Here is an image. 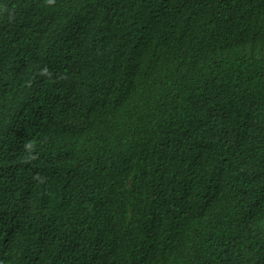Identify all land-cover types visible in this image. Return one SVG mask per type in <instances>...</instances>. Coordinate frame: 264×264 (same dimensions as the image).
<instances>
[{
  "label": "trees",
  "instance_id": "obj_1",
  "mask_svg": "<svg viewBox=\"0 0 264 264\" xmlns=\"http://www.w3.org/2000/svg\"><path fill=\"white\" fill-rule=\"evenodd\" d=\"M142 1L0 0V264H264V0Z\"/></svg>",
  "mask_w": 264,
  "mask_h": 264
},
{
  "label": "clouds",
  "instance_id": "obj_2",
  "mask_svg": "<svg viewBox=\"0 0 264 264\" xmlns=\"http://www.w3.org/2000/svg\"><path fill=\"white\" fill-rule=\"evenodd\" d=\"M212 1H215V0H212ZM217 2H214L213 3V7H214V15L217 16V17H220L221 19H224L226 18V16H220L218 14V12L216 11L215 9V5H216ZM144 4V0L142 1V4L138 6V8L133 12L132 14V17H131V20H132V24H137V21L138 19L147 14L148 11L146 8H142V5ZM118 22V21H117ZM122 22V26H124ZM116 25H119V24H114V25H111V27H116ZM110 27V28H111ZM117 28V27H116ZM134 32V30H133ZM132 32V34H133ZM158 33L160 34H163L162 31L158 28L157 31ZM250 37H254L256 38L255 36H250ZM158 38L155 37V38H150V40L152 41H155L157 40ZM248 41V37L247 35L244 33L243 29H234V31L232 32V34L226 38V42L228 44H230L233 48H235L236 50H238V54L245 60V62L249 59H258L260 57H264V44H258L256 47H255V51H253L251 54H249L246 50V42ZM245 62H241L242 64H244Z\"/></svg>",
  "mask_w": 264,
  "mask_h": 264
}]
</instances>
